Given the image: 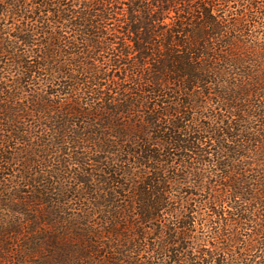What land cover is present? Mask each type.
Instances as JSON below:
<instances>
[{
	"label": "trees",
	"instance_id": "obj_1",
	"mask_svg": "<svg viewBox=\"0 0 264 264\" xmlns=\"http://www.w3.org/2000/svg\"><path fill=\"white\" fill-rule=\"evenodd\" d=\"M145 252L264 264V0H0V264Z\"/></svg>",
	"mask_w": 264,
	"mask_h": 264
},
{
	"label": "rangeland",
	"instance_id": "obj_2",
	"mask_svg": "<svg viewBox=\"0 0 264 264\" xmlns=\"http://www.w3.org/2000/svg\"><path fill=\"white\" fill-rule=\"evenodd\" d=\"M3 24L4 25H1V26L2 27L4 26L5 29H13L14 28V25H13V23H11L10 20L4 21ZM209 174H210V176H208ZM214 174H216V172H215V170H212V169H203V171H202V175H204L206 178L207 177L213 178ZM183 188H184L183 192L186 193V195L182 194V195H184V196H182L181 194L179 195V194L174 193V196H175V198H177V200H178V198L180 199V198H185V197L187 199L189 196H191V194H189V192H191L192 194L196 193V190L193 188V181L192 180L188 181L183 186ZM194 198H195V196H194ZM186 199H180V200L185 201ZM175 206H177V204H175ZM87 208L88 207L85 206L83 203H81V204L73 203L71 206H69V210L67 211V214L71 213V214L77 215V214H80L81 212H83V210H87ZM201 213H205L204 210L201 211ZM100 219H101L100 216H96L95 218H93L94 223L96 225H98L100 222ZM164 220L165 221H172L173 219L171 218V216L166 215ZM196 221L198 222V217L196 218ZM205 234H208V233H205ZM200 235H201V232H200V230H198L196 232V234L193 236V238L199 237ZM192 242H193V240H191V242H189V244H191ZM147 258H149V253L148 252L143 253V257L141 259V262H142L141 264H149L150 262H152V261H148ZM256 260H258V259H256Z\"/></svg>",
	"mask_w": 264,
	"mask_h": 264
}]
</instances>
